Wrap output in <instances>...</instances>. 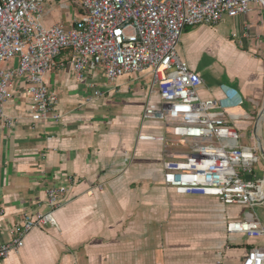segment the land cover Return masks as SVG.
Listing matches in <instances>:
<instances>
[{
  "label": "crops",
  "instance_id": "crops-1",
  "mask_svg": "<svg viewBox=\"0 0 264 264\" xmlns=\"http://www.w3.org/2000/svg\"><path fill=\"white\" fill-rule=\"evenodd\" d=\"M52 5L46 25L57 22L48 19ZM261 10L255 6L232 18L242 30L234 32L238 43L227 38L217 42L220 54L229 58L226 72L215 67L214 57H199L202 33L209 28L184 30L185 53L177 52L200 75L201 98L218 95L222 83L239 91L245 108L235 110L240 115L235 124L253 122L250 144L264 149V55H255L258 46L264 52V39H252ZM16 64L15 58L5 66ZM44 81L58 95V121L32 120V104L18 79L11 84L12 97L1 105L13 124L0 127V244L10 239L6 228L23 212L47 210V187L64 188L63 205L54 214L56 226L32 230L22 248L0 264H241L252 247H264V237L226 230L227 222L246 217L264 223V205L251 212L245 205L164 185V161L189 149L178 144L163 122L143 119L147 102H159L149 71L111 82L96 71L77 80L65 50ZM94 90L100 95H93ZM159 136L164 139L155 138ZM255 168L264 176L262 157ZM97 183L103 189L86 194Z\"/></svg>",
  "mask_w": 264,
  "mask_h": 264
},
{
  "label": "built area",
  "instance_id": "built-area-1",
  "mask_svg": "<svg viewBox=\"0 0 264 264\" xmlns=\"http://www.w3.org/2000/svg\"><path fill=\"white\" fill-rule=\"evenodd\" d=\"M59 1L0 0V127L13 124L1 105L12 97L14 79L22 82L32 104V120H59L58 95L44 75L65 50L77 80L96 71L109 82L149 71L159 102H147L143 119L163 122L189 149L164 161V185L186 195L214 196L228 205H264V176L255 168L261 158L259 146L240 144L235 125L240 119L235 110L243 105L241 94L222 83L218 95L201 98L200 75L177 52L187 27L214 26L225 17L246 15L255 6L263 10L256 38L264 39V0H65L80 15L71 19L67 30L61 23L44 22L48 4ZM15 58V66H5ZM93 95L100 92L94 90ZM102 189L97 183L86 194ZM63 193L61 186L47 187V210L23 212L6 228L10 239L0 244V259L19 251L32 230L56 226L54 214L63 205ZM226 227L229 233L264 237V223L255 216L229 221ZM241 264H264V247H252Z\"/></svg>",
  "mask_w": 264,
  "mask_h": 264
},
{
  "label": "rangeland",
  "instance_id": "rangeland-1",
  "mask_svg": "<svg viewBox=\"0 0 264 264\" xmlns=\"http://www.w3.org/2000/svg\"><path fill=\"white\" fill-rule=\"evenodd\" d=\"M53 3V8L51 10V15L48 19H50L49 21H57L60 22L63 27L67 30L70 28V22L71 19L73 17H79V10L77 9V7L70 5L69 3L66 4L67 7H61L60 4L58 2H52ZM48 7V6H47ZM263 11V10H261ZM263 13V12H262ZM263 16V15H262ZM231 20L229 21H220L217 25L214 26H209V25H204V24H200V25H195L193 26V28H195V30H197L198 33H200L204 28H209V31H206L205 33H202L204 36L202 38V44L200 45L199 51H201V53L199 54V57L201 56H205L206 55V59L209 60L207 58V56H212L214 57V59L216 60L217 65H215V67L219 68V71L221 72H226V65L229 63V58L228 55H222L220 54V49H218L217 47V42L219 40H222L221 38H227V40L232 39V41L235 43H238V40H240L239 38L233 37V33L235 32H241L242 30H240V28H236V25L234 24V22L232 21L233 19L230 18ZM259 30L257 32V34H261V22L258 24ZM255 35V34H254ZM253 35V37H254ZM205 38V39H204ZM255 40V42L257 40H262L257 39L256 36L254 38H252ZM251 39V40H252ZM250 40V41H251ZM231 41V40H229ZM259 44H262L261 42H259ZM185 40H184V31L182 33L181 36V40L179 42L178 45V51L180 52V54L182 55L183 53H185ZM245 49H249L248 47H244ZM257 52H255V55L257 56H261L264 55V52H261V46L256 49ZM226 60V61H225ZM243 108H245V106H242ZM252 122V121H251ZM253 122L251 124H247L244 121H240V124H235L236 128L239 129V134H240V140L239 143H246V144H250L252 143L251 140V132L253 130V126H252ZM180 144V143H178ZM181 150H188L187 148H183ZM254 209H247L246 211H253ZM243 215V214H242ZM228 223V222H227ZM227 226V224H226ZM227 228V227H226Z\"/></svg>",
  "mask_w": 264,
  "mask_h": 264
},
{
  "label": "water",
  "instance_id": "water-1",
  "mask_svg": "<svg viewBox=\"0 0 264 264\" xmlns=\"http://www.w3.org/2000/svg\"><path fill=\"white\" fill-rule=\"evenodd\" d=\"M259 146V152H260V156L263 158L264 160V149L262 147H260V145L258 144ZM249 216H251V214L249 213Z\"/></svg>",
  "mask_w": 264,
  "mask_h": 264
},
{
  "label": "trees",
  "instance_id": "trees-1",
  "mask_svg": "<svg viewBox=\"0 0 264 264\" xmlns=\"http://www.w3.org/2000/svg\"><path fill=\"white\" fill-rule=\"evenodd\" d=\"M188 28H190V27H187L186 29H188ZM186 29H185V30H186Z\"/></svg>",
  "mask_w": 264,
  "mask_h": 264
}]
</instances>
